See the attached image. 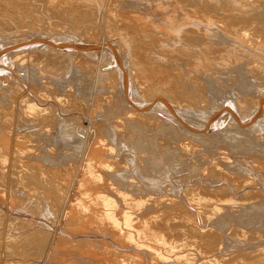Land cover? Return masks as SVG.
<instances>
[{"label": "bare ground", "instance_id": "bare-ground-1", "mask_svg": "<svg viewBox=\"0 0 264 264\" xmlns=\"http://www.w3.org/2000/svg\"><path fill=\"white\" fill-rule=\"evenodd\" d=\"M148 1H137L138 11H141L137 14L133 7L136 0H98L95 8L74 19L83 23L82 20L96 15L101 24L105 23L110 32L116 33L118 42L111 38L82 40V33L74 30H57L55 34H50L49 30L28 40L0 35V264H64L69 248H74L68 254H75L73 256L80 261L77 260L78 264H264V241L240 238L241 230L237 227L255 229L264 221V87L254 91L248 85L239 86V100L227 96V91L216 90L198 108L201 117L208 116L211 120L199 122L195 107L189 103L177 105L174 99L193 97L197 100L202 96L196 92L180 95L179 90L183 88L177 87L178 90L175 84V88H166L171 86L172 80L168 76L157 77L158 67L155 68L153 62L163 59L169 62L170 59L165 53V56L160 55L162 60L159 55V60H155L157 56L152 57L156 50L154 55L152 49L149 53L150 49L143 46L140 39L149 40L161 30L166 42L170 34L191 43L198 48H186L172 41L171 47L180 53L174 60H179V65L182 63L180 68H199L201 63L188 62L184 56L210 48L216 50L212 44L214 36L231 42L232 29L226 30L230 25L219 21L218 10L197 0H192L189 10L186 5L175 3V11L161 12L158 17L156 12L149 15L150 11L143 10L142 6L148 5ZM158 1L165 5L164 0ZM102 10L107 12L101 15ZM17 11L22 14L20 7ZM245 20L244 24L252 26L250 18ZM83 29L89 32L90 26ZM234 30L252 44L262 41L248 27ZM161 35L156 38L164 43L160 41ZM136 40L140 42L138 47ZM53 50L59 56L68 57L70 66L78 63L73 57L87 58L88 66L75 72V78L80 81L78 89L82 81H86L84 87H92L99 100L105 98L103 93L110 89L113 99L125 104L128 112L135 111L133 116L141 115L123 117L124 120L133 127L142 121L148 131L166 140L173 139V143L147 142L133 132L118 131L115 122L97 125L94 117L84 114L70 117L67 97L70 90L65 86L73 83L63 77L66 81L61 83V79H56L58 85L56 82L54 87L50 86L53 79L49 78L52 73L48 69L53 59L47 52ZM218 53L205 62L211 66L225 65L229 59L225 60L222 51ZM166 61H162L164 65ZM114 70L116 78L112 76ZM144 80L160 91L156 93L157 98L145 97L149 87H144ZM117 81L118 87L113 91ZM6 86L17 87L18 91L8 97ZM62 86L64 94L59 96L57 92ZM164 89L172 92V98L160 97ZM72 120L74 122H69ZM227 143L231 144L227 150L220 146ZM242 144L254 146L256 152ZM194 159L196 163L192 162ZM183 166L198 178L183 187L179 194L178 189L177 196L171 195L177 182L167 189L170 181L165 183V179L183 173ZM185 172L187 180L189 175L187 170ZM238 205L258 213L249 226L238 221V213L243 212L236 209ZM190 206L196 213L190 212ZM24 214H55L53 217L58 220L65 215L64 222L70 228L66 224L60 233L53 232L41 222L29 230L26 225L30 219H23ZM195 214L200 217V223L193 217ZM76 221L88 227L75 230L77 234L108 233L119 240V246L111 248L112 245L105 243V250L100 252L93 248L92 239L72 238L71 226ZM223 222L234 224L232 241L228 235L221 238L219 234L218 228ZM166 230L173 234L166 237ZM48 237H52V243L45 255L31 256L27 242L43 249V240ZM60 237L62 244L58 245ZM223 238L233 244L216 246Z\"/></svg>", "mask_w": 264, "mask_h": 264}, {"label": "rangeland", "instance_id": "rangeland-1", "mask_svg": "<svg viewBox=\"0 0 264 264\" xmlns=\"http://www.w3.org/2000/svg\"><path fill=\"white\" fill-rule=\"evenodd\" d=\"M6 1L7 0H0V35L3 34V35H7L9 37L11 36L13 39L19 38L18 40H26V39L28 40V39L34 38L38 35H41L43 32L47 33V32L51 31L50 34H55V33H57V30L58 31L67 30L68 32H70V30H74L76 32L80 31V33H82L80 35H83L85 38V39L83 38L82 40L90 39L92 41H96V39H97V41H99V40L101 41L103 38H109V39L111 38V40L115 41V42H118V40H119L117 38V36L115 35L116 33L114 34V31L110 32L109 27L106 26L105 23L101 24L100 20L97 19L96 15L92 18L82 20V21H84L83 23H78L74 20L78 15L82 14V12L91 11L92 8H95L98 0H11L10 3H9V1H7V2ZM125 1H127V0H123V2H125ZM137 1L138 0H136V2H134L136 5H133V7L135 9L134 8H132V9H134V11H136L135 13L140 14L141 11H138L140 9V4H138ZM168 1L164 0V2H165V5H164V3H162V1L149 0L148 5L146 4L147 7L146 6L145 7L142 6V7H143V10L145 9L147 13L150 11L149 15H155V12L158 13L156 15L158 17L161 15V12L163 13L166 11V12L172 13L173 11H175V6L177 5L175 3L180 2L184 6L186 5L187 7H185V8L187 10H189V8L193 4L192 0H176L177 2L175 0H168ZM171 2H174V3L169 4ZM197 2L202 4V5L210 6L212 8H215L216 10H218L219 14L217 15V18L219 19V21L224 22V23H228L230 25V28L229 27L225 28L226 30L232 29V31L229 32L232 34L229 36L230 37L229 39L231 40V42H228L226 40V38L224 39L220 36H214V38H213L214 41L212 40L213 41L212 44L216 50H212L210 48L208 51H205V50H204V52L195 51L194 54H189V55L184 56V57H186L188 62L196 61V63L197 62L201 63V66L199 68H193V67L187 66L184 69V67H181L184 69L183 70L180 68L182 63H181V65H179L180 64V63H178L179 60H174L175 58L177 59V56H179L180 53L177 52V50L175 48L171 47V45H173L171 42L172 41L173 42L174 41L180 42L181 44L186 46V48H190V49L191 48L192 49L198 48L197 46L194 47L193 44H191V43L188 44V43H185L183 40H180L177 38L175 39V37L171 36L170 34H167V36H166L168 39L171 40V41L168 40L167 41L168 43H167L166 42L167 39L164 38L160 34L161 30L160 31L157 30V31L161 35V37L164 38V40H163L160 37V41H162V42L165 41L164 43L158 42L159 40H157L156 37L157 36L159 37L160 35L157 33H156L157 36H154V35H156V34H154V35H152V38L151 37L149 38V40H148V38H146L149 41L148 43H145V42L143 43V40L147 41L144 38L140 39V42L142 41V44H145L143 46H146L148 49H150L148 51L149 53L152 50L153 51L151 53L153 55H154V53H156L155 56H153L151 54L153 56L152 57L147 52L150 55V57L156 58V56L159 55V57H161L160 60H162L163 59L162 56L163 55L165 56V53H166L165 57L166 58L168 57L167 58L168 60L170 59L169 62H167L165 60L166 63L164 65V63H163V62H165L164 59L162 60L163 62L162 61L160 62V61H158L159 57L157 56V58L155 60H157L158 63L157 62L155 63V61L153 62L154 65L156 66L155 68L158 67L156 69V71H157L156 76L157 77L161 76V78H165L168 76L172 80L171 86L168 85L166 88H168V87L169 88H175V86H176V88L177 87L179 89L183 88V90L185 91V92L183 90L181 91L177 88L179 90L180 95H184V94L187 95V94H189V92H196L197 95L202 96V97H199L197 100H195L193 97H186L185 99H174V101L177 105L189 103L192 105V107H195L196 108L195 111L198 112V114H196V117L198 118L199 122H202V121H206V120H211V118H209L208 116L201 117V110H199L198 108H201L202 107L201 102L203 100L210 99L213 96V94L216 92V90L227 91L228 92L227 96H230V97L234 96L237 98V100H239V95L237 92H238V89L240 87H242L243 85H248V88L249 89L253 88L254 91H257L258 89H261L262 87H264V3H263L264 0L263 1L253 0V2L249 1V0H197ZM149 3H151V4L149 5ZM156 3H158V4H156ZM248 3H251V4H248ZM161 4L165 8L163 6L161 7ZM174 4H175V6H174ZM244 4H248V5H244ZM137 5H138V7H136ZM151 6H153V8ZM17 7L21 8V12H22L21 15H20V11H17ZM136 8H137V10H136ZM147 8H148V10H147ZM162 8L164 11H162ZM151 9H153L154 12ZM104 11L105 10L101 11V15H102V13H104ZM106 12L107 11H105V13ZM156 16H152V17H155L156 18L155 20H158V18ZM247 18L251 19L252 26H249L248 24L243 23L244 21H246L245 19H247ZM240 23H243V24H240ZM87 25L90 26L89 32H87V30L83 29V27H85ZM243 27H248L249 29L253 30L257 37H261L260 40H262V41L258 42L256 44H252L248 40L243 39L242 37L240 38L237 35L236 30H234V29L238 30V29L243 28ZM149 28L153 29V25H150ZM149 28H148V30L151 31V29H149ZM155 38H156V40H155ZM154 40L156 41L155 44H154V42H155ZM136 42H135L136 47H138L139 45L137 46V44L140 42H138L137 40H136ZM157 42H158V44H157ZM159 43L162 45H160ZM170 43H171V45H170ZM153 44L154 45L157 44V45L154 46ZM149 45L150 46L153 45L154 47L153 46L150 47ZM224 46H226V47H224ZM228 46H230V48L227 49ZM231 48H232V51L230 50ZM167 50H168V53H167ZM159 51H161L160 54H159ZM219 51L220 52L222 51L225 54L224 55L225 60L229 59V60L225 61L226 66L224 64H222L220 66H217V65L211 66L210 64L205 62L206 60H212L213 56H218ZM47 54H50L52 56V59H53L52 65L48 69L52 73L51 77H49V78L53 79L50 86L51 87L55 86V84L57 82L56 79H58V80L61 79L62 80L61 83L66 81V79H69L73 83V84H69L68 86H65L66 90L67 89L70 90V95H67V97L69 98V104H70V110L68 112H70V114L72 115L70 117H79V115L84 114L86 116L94 117L97 120V125L100 124L101 122H105V121H111L113 123L115 122L118 131L125 132V133L133 132L135 134H138V137L142 138L144 141H147V142L148 141L156 142V143L161 144V145H163V144L170 145L171 143H173V139L172 140H170V139L166 140L165 138H163L162 135L160 136L159 134H156L153 131H148V126L144 125L142 123V121L138 122L133 127L129 122L124 120L123 117H141V115L137 113L136 115L133 116L132 113H135V111L128 112V109L125 106V104H123V103L121 104L120 102H117L116 100L113 99L110 89L107 92L103 93L108 98H106L104 96L105 98H103V99L100 98V100H99L98 96L96 97V91L91 89L92 87L91 88H85L84 87V84L87 83L86 81H82L81 87H80V89H78L80 81L75 78V72L78 69L80 70L81 68H86L88 66L87 58H85V56H83V55L79 56L78 55L77 58L73 57L72 59L77 61L78 63L73 64V66H70V63L68 62L70 60L68 59V57L59 56L58 52H56L54 50L52 53L47 52ZM167 54H169L170 56ZM171 54H172V56H171ZM160 55H162V56H160ZM96 64H98V63H96ZM178 65H179V67H177ZM161 70H163V71H161ZM184 71H185V73L182 74V72H184ZM21 72L24 73V71H21ZM169 73H171V74H169ZM112 76L116 78L115 70H114ZM63 77L66 79H63ZM143 82L145 83V80ZM149 84H151V83L146 80L144 87L146 88V85H147V87H149V88L146 89V91H145V92H147V91L148 92L144 93L146 95L145 97L146 98H148V97L149 98H157V96H159V95H156V93H158L160 91H158V89L156 90V88H154V87L148 86ZM174 84H175V86H174ZM57 85H58V82H57ZM64 85H65V83H64ZM93 86L95 87V83ZM63 87L64 86H62V88H60L59 92H57V95L62 96L64 94ZM117 87H118V81L116 82V85H115V88L113 91H115L117 89ZM5 88L8 90V97L11 94L14 95V93H16L18 91L17 87L13 88L10 86H6ZM43 91H45V90H43ZM164 91L165 92L162 93L163 95L160 94L161 95L160 97L172 98V92H166L167 91L166 89H164ZM180 92H182V94ZM258 93H256V94H258ZM214 101H218V100L215 99ZM1 110H3V109H1ZM4 112H3V114L6 117ZM189 113L193 117L192 113L191 112H189ZM84 118H89V117H84ZM100 118L102 120H99ZM69 122H74V121L72 120ZM262 122L264 123V120ZM62 129H63V126H62ZM262 132H264V130ZM187 138H190V137H187ZM242 145L245 148L246 147L250 148L252 151L256 152V148L254 146H247L246 144H242ZM220 146L225 148V150H227L226 149L227 147L231 148L230 143H227V146L225 144L220 145ZM156 153H158V152H156ZM200 154H201V152H200ZM192 162L196 163V160L194 159ZM187 165L189 166V164H187ZM186 167L187 166H183L184 172H185V170H187V175H189V176H187L188 181L184 177L186 175V172L185 173L184 172L183 173H181V172L177 173V175L181 174L180 176H178V178H176L177 175H175L174 178L172 176H170L169 177V179L171 178L170 180L166 181L167 178L165 179V183L166 182L169 183V181H170V184H171V185L167 184L168 185L167 189L173 188L172 186H174V184L177 182V186L175 184L174 189H171V191H170L171 193L168 190V192L171 195L175 194V196H177L180 193V190H182V191L184 190L183 187H185L187 184H191L189 182H191L192 180L194 181V179H195L194 173H193V175L191 174L192 175L191 176L189 174L190 170H188V168L186 169ZM203 167L205 168V166H203ZM136 170H137V168H135V171ZM179 177H183V178L179 179ZM190 178H192V179L190 180ZM197 178H198V176L196 177V179ZM182 179L184 181H182ZM175 180H177V181H175ZM179 180H181V181H179ZM172 181H174V182H172ZM185 181L188 183H186ZM179 182H181V185ZM183 182H185L184 186H182ZM179 186H180V188H179ZM175 187H177V189ZM177 192H178V194H176ZM73 197H74V195H73ZM190 208H192V210L190 211L191 213L193 211L196 213V211L193 210L194 207L190 206ZM236 209L243 210V212L238 213L237 219L242 225H245V226H249L250 223L255 219V217H256L255 214H258L254 210L244 209V208L242 209V206H240V205H238L236 207ZM57 214H58V212H57ZM57 214H56V216H57ZM24 215H26V216L22 217L23 219H30V222L33 223L32 225L31 224L29 225V223H30L29 222L26 225V228H28L29 230L33 226H36L38 223L40 224L42 222L41 225L43 226V224H44V227L46 226L49 230L51 229L50 231L53 230V232H55L58 230V232L60 233L62 231V229H64V226L67 224V223L65 224V222H64L65 215L63 216V218L60 217L61 218L60 220H58L59 219L58 217H55V218L53 217L55 214H53V215L51 214L50 216L49 215L44 216V214H41L40 216L39 215H33V214H24ZM47 216L49 218H47ZM51 217H52V219H51ZM193 217H197V214L193 215ZM53 218H54V220H53ZM31 219H33V221H31ZM34 220H35V222H34ZM197 220L200 223V217H197ZM37 221H40V222H37ZM199 223H197V224L200 225ZM76 225L78 227H76ZM67 226H68V224H67ZM79 226H81V227H79ZM82 226H83V228H86V226L84 227V225H82L81 223H79L77 221H76V223H74L73 226H71L72 229L74 230V232L72 231V234L74 233L71 236L72 238H79V239L89 238V239H92L93 241L91 240V242H92V244H94L93 248L95 250L98 248L97 250L100 252L105 250V248H103L104 247L103 245H105V243L110 244V246L112 245L111 248H116L119 246V240L117 241V238L109 235L108 233L106 234L104 232L86 231L84 233L77 234L75 232V230L81 231V230H87L88 229V227L86 229H82ZM233 227H234V224L223 222V224L218 228L221 238L228 235L229 240L231 239V241H232V239L235 237V235H234L235 233H232ZM237 227L241 230L240 235H239L240 238L247 239V240L252 241V242L264 241V221L263 220H261L257 224L255 229L242 227V226H238V225H237ZM174 231H175V229H174ZM165 233H166V237H168L170 235L169 233L173 234L171 231H168V230H166ZM228 238H226V239L223 238L222 243L220 242V240L217 241L216 246L223 247V246H228L229 244L230 245L233 244V243H231V241L228 242L229 241V240H227ZM60 239H61V237L57 239L58 245L62 244ZM224 239L227 240L228 243L224 242L225 241ZM210 241H211V243L214 244V238H211ZM50 243H52V237H48L45 240H43V244H44L43 249L35 248L28 242L26 244V248L29 251V254H31V256L32 255L43 256L47 252ZM98 243H99V246L96 245ZM102 243H104V244H102ZM81 244H82V242H81ZM113 246H115V247H113ZM69 249H70V251H68ZM69 249H66V250L68 252L74 251V248H69ZM71 250H73V251H71ZM68 252L64 255V259H63L64 264H69V263L70 264H78L77 263L78 259H76V257L73 256L75 254L69 255ZM64 260H67L68 262L71 260V262L65 263L66 261H64ZM41 261H42V263L44 262L43 259H41ZM74 262H76V263H74ZM78 262H80V261L78 260ZM34 264H37V263H34Z\"/></svg>", "mask_w": 264, "mask_h": 264}]
</instances>
